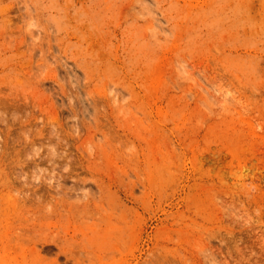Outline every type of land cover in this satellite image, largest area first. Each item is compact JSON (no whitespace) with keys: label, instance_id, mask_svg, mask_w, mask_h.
I'll use <instances>...</instances> for the list:
<instances>
[{"label":"rangeland","instance_id":"374dc122","mask_svg":"<svg viewBox=\"0 0 264 264\" xmlns=\"http://www.w3.org/2000/svg\"><path fill=\"white\" fill-rule=\"evenodd\" d=\"M0 264H264V0H0Z\"/></svg>","mask_w":264,"mask_h":264}]
</instances>
